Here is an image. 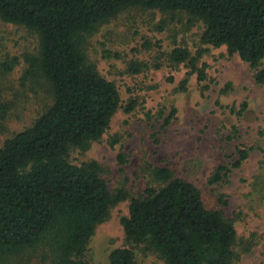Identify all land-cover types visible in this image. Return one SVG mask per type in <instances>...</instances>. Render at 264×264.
Segmentation results:
<instances>
[{
    "label": "trees",
    "instance_id": "obj_1",
    "mask_svg": "<svg viewBox=\"0 0 264 264\" xmlns=\"http://www.w3.org/2000/svg\"><path fill=\"white\" fill-rule=\"evenodd\" d=\"M129 8L180 13L202 23L200 42L236 54L264 85V0H0V20L37 38L36 53L24 58L23 80H41L51 99L30 125L0 146V264L26 251H40L50 264H88L84 253L95 227L126 199L128 212L120 224L130 247L112 249L108 264H138L133 251L138 245L162 264H232L238 257L233 221L206 207L196 185L169 167L149 166L153 184L131 196L124 189L112 192L97 162L68 160L71 149L84 151L101 138L120 107L116 86L87 59L85 44L101 23ZM199 53L191 56L176 46L169 60L185 63L186 75L195 72L202 82L205 64L196 66ZM140 69L130 66L132 73ZM135 106L130 100L123 110L130 113ZM245 107L243 102L237 113ZM7 112L0 99V121ZM232 133L229 138L236 136L235 127ZM249 152L237 147L236 158L218 165L208 182L227 180Z\"/></svg>",
    "mask_w": 264,
    "mask_h": 264
},
{
    "label": "rangeland",
    "instance_id": "obj_2",
    "mask_svg": "<svg viewBox=\"0 0 264 264\" xmlns=\"http://www.w3.org/2000/svg\"><path fill=\"white\" fill-rule=\"evenodd\" d=\"M203 25L180 13L129 8L101 23L87 38L85 53L98 72L114 83L120 107L101 138L88 149L73 148V164L95 161L113 192L137 196L153 184L149 166L169 167L201 191L208 208L219 209L234 223L238 256L232 264H264V85L254 71L224 46L200 42ZM185 47L205 64L199 82L185 63L174 65L170 51ZM37 38L25 28L0 20V99L8 112L0 121V146L26 128L51 103L41 80H23L25 56L35 54ZM132 64L140 65L137 73ZM11 66L9 71L5 68ZM264 66V59L260 67ZM186 79L182 89L181 82ZM136 103L130 113L123 107ZM245 109L239 114L241 104ZM166 119L168 122L166 123ZM237 129L235 137L232 129ZM250 149L227 180L210 184L214 169L236 158L237 147ZM119 156L124 159L119 161ZM129 199L112 206L95 227L84 256L88 264H108L109 252L127 246L120 218ZM138 264H162L142 245L134 246ZM40 251H26L7 264H50Z\"/></svg>",
    "mask_w": 264,
    "mask_h": 264
}]
</instances>
